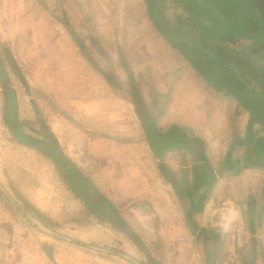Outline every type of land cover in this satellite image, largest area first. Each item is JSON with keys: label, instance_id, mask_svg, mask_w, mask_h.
I'll return each mask as SVG.
<instances>
[{"label": "crops", "instance_id": "obj_1", "mask_svg": "<svg viewBox=\"0 0 264 264\" xmlns=\"http://www.w3.org/2000/svg\"><path fill=\"white\" fill-rule=\"evenodd\" d=\"M15 30L11 71L0 58V264H264V127L147 0H0V32ZM174 127L188 146L154 153L146 128Z\"/></svg>", "mask_w": 264, "mask_h": 264}, {"label": "trees", "instance_id": "obj_2", "mask_svg": "<svg viewBox=\"0 0 264 264\" xmlns=\"http://www.w3.org/2000/svg\"><path fill=\"white\" fill-rule=\"evenodd\" d=\"M147 3L157 29L202 77L218 90L232 93L244 108L249 109L251 102L262 103L264 26L249 0H147ZM168 8L173 18L168 16ZM181 26L186 27L191 39L186 37L185 30L182 33L179 31ZM13 71L17 73L14 66ZM4 77L5 71L0 61V78ZM9 104L11 113L15 116V100L12 99ZM256 117L254 115L253 119L264 124L259 119V113ZM146 133L156 154L165 147L181 148L189 144L186 135L175 127L164 134L146 128ZM16 137L32 146L41 147L44 144L20 131H17ZM48 138L51 139V136ZM263 143L264 139L258 141L256 149ZM45 148L50 153H59L56 146ZM58 160L72 173V183L77 193L81 196L87 195L89 199L86 189L91 188V183L77 176L75 166L64 156Z\"/></svg>", "mask_w": 264, "mask_h": 264}, {"label": "rangeland", "instance_id": "obj_3", "mask_svg": "<svg viewBox=\"0 0 264 264\" xmlns=\"http://www.w3.org/2000/svg\"><path fill=\"white\" fill-rule=\"evenodd\" d=\"M170 10V8H168V11ZM168 16L170 17V18H173V16H172V12L171 11H169V13H168ZM181 30H179L181 33L185 30V32H184V34L186 35V37L187 38H189V39H191V34L189 33V31L186 29V27L185 26H181V27H179ZM15 36H16V30L15 31H12V32H7V33H1L0 32V58H1V60H2V62H3V65L9 70V71H11V56H10V51H12V52H15L16 53V51H17V49L16 48H10V47H8L7 46V43H8V41H9V39H15ZM10 48V49H9ZM238 48V47H237ZM244 55H247V53H243ZM249 55V54H248ZM30 70V69H29ZM13 78H14V76H13ZM204 78V77H203ZM205 79V78H204ZM15 81V80H14ZM208 81V80H207ZM210 83V82H209ZM12 85H15L13 82H12ZM2 94H3V91H2V89L0 88V125H1V116H2V104H3V102H2V100H3V98H2ZM228 94H230L234 99H236V101L237 102H239L240 103V101L238 100V98L236 97V96H234L232 93H230V92H228ZM262 103L261 104H259V103H256V102H251L250 104V107H249V109L248 108H246L245 107V109L248 111V113L250 114V116H254L255 115V117H256V114L257 113H259V119H262L263 120V122H264V112H262V111H264V108L262 109V107H264V100H262L261 101ZM241 104V103H240ZM242 105V104H241ZM243 106V105H242ZM244 107V106H243ZM253 111V112H252ZM256 118H258V117H256ZM258 120V119H257ZM259 123H260V125H262L263 127H264V124L261 122V121H258ZM0 131H1V128H0ZM258 149H259V153H264V143H263V145L261 146V145H258ZM123 235V234H122ZM111 240V239H110ZM107 244H109V243H106V246H107ZM147 244H148V246L150 245V242H147ZM91 246H94V245H92L91 244ZM95 246H98V245H95ZM108 246H110V245H108ZM115 246V248L114 247H111L110 246V248L111 249H115L116 250V247H118V245H114ZM153 248H157V247H153ZM139 257L142 259V260H146L145 259V257H144V255L143 254H141V252H139ZM159 264H161V262L159 261Z\"/></svg>", "mask_w": 264, "mask_h": 264}, {"label": "water", "instance_id": "obj_4", "mask_svg": "<svg viewBox=\"0 0 264 264\" xmlns=\"http://www.w3.org/2000/svg\"><path fill=\"white\" fill-rule=\"evenodd\" d=\"M252 7L257 10L264 26V0H249Z\"/></svg>", "mask_w": 264, "mask_h": 264}]
</instances>
